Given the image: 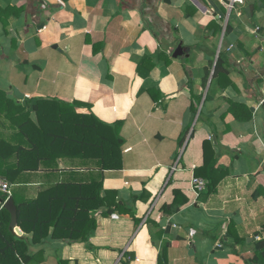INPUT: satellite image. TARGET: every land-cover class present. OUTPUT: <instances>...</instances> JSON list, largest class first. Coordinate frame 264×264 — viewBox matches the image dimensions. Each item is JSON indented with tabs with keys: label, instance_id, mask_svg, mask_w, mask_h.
Wrapping results in <instances>:
<instances>
[{
	"label": "crops",
	"instance_id": "0c3cea01",
	"mask_svg": "<svg viewBox=\"0 0 264 264\" xmlns=\"http://www.w3.org/2000/svg\"><path fill=\"white\" fill-rule=\"evenodd\" d=\"M0 9L10 13L0 90L27 112L35 101L67 104L71 121L117 125L121 140L122 167L101 171L111 206L90 213L96 229L82 242L52 228L29 264H251L264 240V0L232 10L226 0H0ZM233 104L252 118L238 120ZM26 137L0 117L1 155L6 143L29 150ZM62 150L9 181L20 202L101 180L96 158ZM6 162L15 167L13 154L0 158V178ZM193 177L208 182L199 197ZM175 191L188 199L178 209Z\"/></svg>",
	"mask_w": 264,
	"mask_h": 264
},
{
	"label": "trees",
	"instance_id": "16d2710c",
	"mask_svg": "<svg viewBox=\"0 0 264 264\" xmlns=\"http://www.w3.org/2000/svg\"><path fill=\"white\" fill-rule=\"evenodd\" d=\"M9 17L7 9H0L2 23L6 24ZM220 65L221 60L217 63V71ZM32 112L37 114L39 124L31 120ZM70 112L71 108L67 104L37 101L27 112L25 107L17 106L6 92L0 90V117L15 118L20 124L22 135L25 138L26 134L29 135L30 145L29 150L24 145H18L16 148H11L9 143L3 145L7 152L2 155L0 152V158L4 160L13 154L16 165L9 167L8 162L4 163L7 169L2 172V179L13 182L17 174L28 170V162H31L30 171H38L44 160H50L48 154L58 151V148L61 149L58 152H63L62 149H66V152L76 150L77 154L82 153L83 160H88L90 156L96 158L97 170L101 176V180L92 185L57 184L40 192L38 198L32 201L20 202L17 192H14L12 199L18 208L16 224H12L10 212L6 208L1 209L0 204V264L31 263L33 257L28 256L31 245L39 244L48 238L52 228L55 239L86 241L92 230L96 229L95 221L90 220V213L103 206H111L107 198L101 199L104 180L101 171L122 167L121 140L116 130L118 127L102 123V127H99L88 122L86 116H77L79 119L73 122L71 118L74 114ZM232 112L240 121L252 118V113L242 105L233 104ZM54 128L56 129L53 131ZM31 130L32 135L29 134ZM214 180L210 177V193L214 192L218 185V181ZM174 195L173 208L178 209L188 203V199L180 192L175 191ZM179 197L183 199L179 200ZM0 199L4 201L6 196L0 193ZM169 213L172 214L173 211ZM18 227L25 234H33V238L30 240L25 236H18ZM250 263L264 264V240L256 245L255 256Z\"/></svg>",
	"mask_w": 264,
	"mask_h": 264
},
{
	"label": "built area",
	"instance_id": "2783aa9c",
	"mask_svg": "<svg viewBox=\"0 0 264 264\" xmlns=\"http://www.w3.org/2000/svg\"><path fill=\"white\" fill-rule=\"evenodd\" d=\"M246 0H226L227 6L230 10L235 5H242ZM192 192L196 197H199L208 187V182L204 179L193 177ZM0 193L6 196V199L1 203V209L5 208L6 202L13 197V185L5 179L0 178Z\"/></svg>",
	"mask_w": 264,
	"mask_h": 264
},
{
	"label": "water",
	"instance_id": "95a60500",
	"mask_svg": "<svg viewBox=\"0 0 264 264\" xmlns=\"http://www.w3.org/2000/svg\"><path fill=\"white\" fill-rule=\"evenodd\" d=\"M183 54V49L182 47H179L178 50L175 53V57L177 58L178 56H182ZM3 203V200L0 199V204ZM5 208L10 212L11 214V221L12 224H16L17 222V218H18V208L16 207V205L14 204L13 199H9L6 204H5ZM17 232L20 234V230L18 228H16Z\"/></svg>",
	"mask_w": 264,
	"mask_h": 264
}]
</instances>
